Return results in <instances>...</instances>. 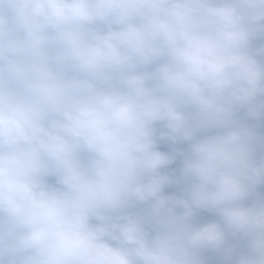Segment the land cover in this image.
I'll use <instances>...</instances> for the list:
<instances>
[{
  "label": "clouds",
  "instance_id": "clouds-1",
  "mask_svg": "<svg viewBox=\"0 0 264 264\" xmlns=\"http://www.w3.org/2000/svg\"><path fill=\"white\" fill-rule=\"evenodd\" d=\"M0 264H264V0H0Z\"/></svg>",
  "mask_w": 264,
  "mask_h": 264
}]
</instances>
